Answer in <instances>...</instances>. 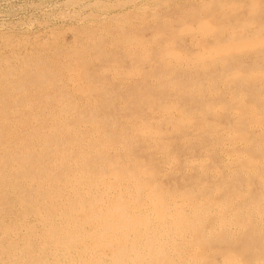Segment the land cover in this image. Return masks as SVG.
Returning <instances> with one entry per match:
<instances>
[{
	"label": "bare ground",
	"instance_id": "6f19581e",
	"mask_svg": "<svg viewBox=\"0 0 264 264\" xmlns=\"http://www.w3.org/2000/svg\"><path fill=\"white\" fill-rule=\"evenodd\" d=\"M240 4L188 68L84 28L0 55V264H264V10Z\"/></svg>",
	"mask_w": 264,
	"mask_h": 264
},
{
	"label": "rangeland",
	"instance_id": "374dc122",
	"mask_svg": "<svg viewBox=\"0 0 264 264\" xmlns=\"http://www.w3.org/2000/svg\"><path fill=\"white\" fill-rule=\"evenodd\" d=\"M220 1L221 5L230 1H241L243 5L240 4V8H243L244 14L256 13L247 8L252 0H0V55L9 54L13 48L21 52L31 50L37 42L49 45L58 41L57 43L63 46H73L76 40H81L79 35L82 37V33L76 35L74 31L84 28L93 31V34H96L95 37L100 34L106 42L103 45L105 50L116 49L114 46L116 40L127 37L126 33L137 39L140 38L138 43L144 42L149 49H152L158 40H163L162 45L165 47L173 46L180 54L182 52L189 55L184 65L188 68L195 66L192 57L203 52L201 45H209L212 42V37H203L196 31L202 26L200 22L211 21L214 17L216 24L223 28V18L220 15L212 16L211 11ZM259 8L264 10V0H260ZM231 14L233 16L232 12ZM251 16L254 17V15ZM258 22H263V15ZM180 24L181 27L170 34L159 32V28L165 25L176 29ZM246 30L245 28L237 32L231 30L229 33L235 35ZM102 32H105V35ZM106 32L109 34L107 35ZM261 35L264 36V30L261 31ZM84 39L87 40L86 43H91L88 38ZM20 41L23 42L20 43ZM6 42H11L12 46L5 44ZM138 49L141 50L139 47ZM65 51L67 52V50L63 52ZM108 57L110 58L106 54L99 59ZM114 57L120 58V55L115 53ZM98 62L95 60L94 64ZM110 64H114L122 72L130 71L125 64L121 67L115 61H111ZM138 72L140 73L139 69ZM116 76H118L116 73L110 75V79L119 81L121 78ZM133 83H136L135 80ZM148 116L154 119L157 117L152 110L148 111ZM164 126L168 132H171L172 138L181 137L178 135L180 131L173 129L176 128L174 125L167 123ZM195 153L200 155L198 149ZM183 154L181 159L190 156L187 151Z\"/></svg>",
	"mask_w": 264,
	"mask_h": 264
}]
</instances>
